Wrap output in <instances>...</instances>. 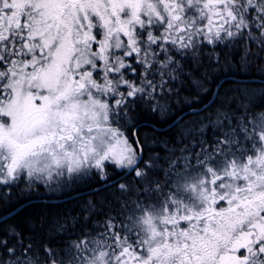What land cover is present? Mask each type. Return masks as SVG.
<instances>
[{"label":"snow or ice","instance_id":"snow-or-ice-1","mask_svg":"<svg viewBox=\"0 0 264 264\" xmlns=\"http://www.w3.org/2000/svg\"><path fill=\"white\" fill-rule=\"evenodd\" d=\"M255 72L264 0H0V264H264Z\"/></svg>","mask_w":264,"mask_h":264},{"label":"trees","instance_id":"trees-1","mask_svg":"<svg viewBox=\"0 0 264 264\" xmlns=\"http://www.w3.org/2000/svg\"><path fill=\"white\" fill-rule=\"evenodd\" d=\"M232 76L235 77V78H240V79H232V78H230V79L224 81L222 85L225 86V87H228L229 83L231 81H234L235 83L232 85L233 87L238 85L242 90H245L246 92H249V91H252V90H255V89L264 88V81L252 80L253 77H258L260 79H264V74H261L259 72H255V73H238V74H235V75H231V77ZM220 81H221V79L219 80V83H220ZM212 98L213 97H210L209 100L205 101V103L208 104ZM215 100H216V98H215ZM212 103H210V104H212ZM241 106L244 109H247L248 108L247 101L243 102L242 105L241 104H237L236 107L240 108ZM184 112H181L179 114V116H181ZM210 112H211V109H210ZM201 115H203V113H201ZM229 115L230 116L245 117L246 119H248V117L251 116L252 113L247 112V111L236 112L235 110H233L231 113H229ZM192 119L193 118L188 113L179 122H186V121H190ZM242 122H246V120L245 119H242L240 121L232 120L231 126L232 127H238V124L240 125V124H242ZM154 126L160 128L161 132H164L166 130V129H161L162 127H164L166 125H154ZM225 128H230V125H229L228 122H225L224 124L218 125V127H216L214 130L213 129H209V132H208V140H209V142H211L213 137L219 138L220 133L223 132V129H225ZM144 131H145V135H149L150 134L147 129H145ZM221 153L224 154V155H230L228 153V151H226L225 148H222V149L218 150L215 153H205V155H210L212 158L215 159V157H217V155L219 157L222 156ZM224 157H227V156H224ZM193 166H196V165L194 164ZM86 195H82V196H86ZM36 202L39 203V201H36Z\"/></svg>","mask_w":264,"mask_h":264},{"label":"rangeland","instance_id":"rangeland-1","mask_svg":"<svg viewBox=\"0 0 264 264\" xmlns=\"http://www.w3.org/2000/svg\"><path fill=\"white\" fill-rule=\"evenodd\" d=\"M261 91H264V88L255 89V90H252L249 92H252V93L258 95ZM260 110H264V106H261L260 108L257 109V111H260ZM245 120H246V122H242V124H240V125L238 124V127L250 128L252 126L251 123L253 122V115L249 116L248 119H245ZM228 131H230V128L223 129V132H228ZM229 140H230V142H229L228 146H226V147L221 146L219 148V150L222 148H225L226 151H228V153L230 155H224L223 154V156H230V157H226V158H233V157L238 158L242 153H248L256 147V141L251 137L250 134L249 135L237 134L235 139H233L232 137H229ZM249 142H252L253 145L247 144ZM229 160L225 159V160H223V162L219 161V156L217 155V157H215V159L211 157V160L209 163H211V165L214 168H224L229 164V162H230ZM197 171L203 172V171H205V169L202 166H200L199 168L196 166H193V169H192L193 175H195ZM181 191H182L183 195L188 196V197H192V193L190 190L185 188V189H182Z\"/></svg>","mask_w":264,"mask_h":264},{"label":"water","instance_id":"water-1","mask_svg":"<svg viewBox=\"0 0 264 264\" xmlns=\"http://www.w3.org/2000/svg\"><path fill=\"white\" fill-rule=\"evenodd\" d=\"M228 79H230V77H228ZM232 79H240V78H232ZM252 80H261V81H264V79H260V78H258V77H253ZM224 81H226V80L222 78L221 81H220V84L222 85ZM215 98H216V97H213V98L210 100V102H209L208 104L212 103V102L215 100ZM187 114H188V112L185 111L181 116H179V117L177 118V119H178V122H179V121H180L185 115H187ZM167 127H168V125L162 127L161 129H167ZM79 194H80V195H83V194H87V193L82 191V192L79 193ZM73 195H76V194H73ZM37 201H38V200H37Z\"/></svg>","mask_w":264,"mask_h":264},{"label":"flooded vegetation","instance_id":"flooded-vegetation-1","mask_svg":"<svg viewBox=\"0 0 264 264\" xmlns=\"http://www.w3.org/2000/svg\"><path fill=\"white\" fill-rule=\"evenodd\" d=\"M247 144H252V142H249V143H247ZM252 145H253V144H252ZM221 154H222V153H221ZM227 157H230V156H227ZM225 159H226V160H229V159H230L229 161H231L232 159H234V157H233V158H226V157L223 156V154H222V156L219 157V161H222V162H223V160H225ZM209 162H210V161H209ZM196 167H197V166H196ZM74 194H75V193H74ZM83 195H86V194H83Z\"/></svg>","mask_w":264,"mask_h":264},{"label":"bare ground","instance_id":"bare-ground-1","mask_svg":"<svg viewBox=\"0 0 264 264\" xmlns=\"http://www.w3.org/2000/svg\"><path fill=\"white\" fill-rule=\"evenodd\" d=\"M229 77H230V78H235V77H233V76H232V77H231V76H229Z\"/></svg>","mask_w":264,"mask_h":264}]
</instances>
